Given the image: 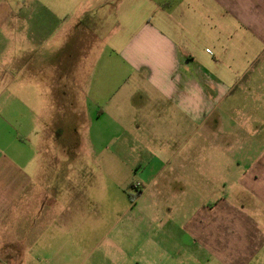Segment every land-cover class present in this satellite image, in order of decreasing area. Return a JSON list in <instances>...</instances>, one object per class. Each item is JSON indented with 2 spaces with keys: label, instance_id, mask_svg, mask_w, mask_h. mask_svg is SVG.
<instances>
[{
  "label": "crops",
  "instance_id": "obj_1",
  "mask_svg": "<svg viewBox=\"0 0 264 264\" xmlns=\"http://www.w3.org/2000/svg\"><path fill=\"white\" fill-rule=\"evenodd\" d=\"M199 144L225 148V185L264 218V0H0V264H229L196 214L171 218L195 209ZM86 151L95 194L135 175L157 203L66 184L53 165ZM221 207L206 222L244 230Z\"/></svg>",
  "mask_w": 264,
  "mask_h": 264
},
{
  "label": "rangeland",
  "instance_id": "obj_2",
  "mask_svg": "<svg viewBox=\"0 0 264 264\" xmlns=\"http://www.w3.org/2000/svg\"><path fill=\"white\" fill-rule=\"evenodd\" d=\"M7 104L10 106L13 105L14 99L13 98H5L4 99ZM56 102V101H55ZM71 126L75 129L82 130L86 126L85 118L78 117L77 114H74L73 122ZM206 131V129L199 130V138L201 135ZM25 134V131H22ZM205 144V143H203ZM27 149H30V144L27 145ZM221 150H225L224 147H216L211 145H201L199 144L198 147V159H197V172H198V191L196 194V199L192 201V204L195 205V209L188 211H175L178 214L175 215L174 211L171 212V218L177 220H185L190 217H194L195 214L197 225L199 226L198 231L204 235L214 233L215 236L213 241L211 242L213 249L217 251L219 254L217 256H224L227 259V263L229 264H243L245 260H242V257L237 256L239 245V250L244 246L246 248L250 247V244L253 249L254 255L250 258V260L246 261V264H264V238H258V233H262L264 235V218L263 217H255L254 211L248 204H245V196L242 194L240 197L237 195V184H233V180H230V184L226 182L225 185V154L221 153ZM44 149L38 147L36 150V154L38 155L37 158L39 160V170H45V163H44V156H43ZM90 151H86V160L84 162L78 163L76 160H70L69 162H63L61 165L54 164L53 170H58L62 176H66L63 180L66 184L74 185L79 182L78 185L80 187L83 186L85 188V192L87 194L85 197L88 198H105V201H117L121 202H148V203H157L159 195L157 193V184L149 188L144 195H141L142 189L139 188L140 185V178L133 175L130 176L124 181H128V185L125 188L119 189L114 187H109V193L106 194H95V192L104 191V189H108V187H104V180L96 178L94 172H98L99 166L97 163L94 162L93 158H90L88 154ZM32 155H34V151H32ZM43 160V161H42ZM124 165L120 164L119 170L121 171ZM84 173V177H77L76 173ZM206 174V175H205ZM211 174V175H210ZM129 176V175H128ZM62 181V179H59ZM121 180V179H119ZM160 180L156 179V183ZM131 184L137 185V187H131ZM110 185V184H107ZM113 185V184H112ZM114 186V185H113ZM249 196V197H248ZM252 202V195H246V203ZM219 206L225 207L232 215L235 212L240 210V212L245 213L247 216L244 220V230L240 226H237V223H233L230 221L229 217L225 215V221L222 222L220 217L218 221H211V218L208 219V223L206 219L208 218L209 212L211 209ZM220 208L221 209L223 208ZM225 210V213L227 211ZM218 210V212H220ZM115 214L112 217L116 216V213L123 214L124 211H113ZM163 211L159 212L162 213ZM167 212V211H166ZM214 212V211H213ZM133 215L138 213V209H134L132 212ZM148 217H157L158 214L157 210H148L145 212ZM216 215V214H215ZM214 215V216H215ZM252 215V216H251ZM169 216V215H167ZM126 217V218H125ZM131 216H124V219L130 218ZM250 217V218H249ZM248 235L249 239L251 240H242ZM217 236V238H216ZM225 236V237H222ZM209 241V240H208ZM250 241V242H249ZM260 243L259 249H254V247L258 246ZM199 247L201 243L199 242ZM201 249V248H199ZM260 250V251H259ZM259 251V252H258ZM216 256V255H215ZM216 258V257H215ZM237 260L233 263L230 261ZM221 261V259H218ZM213 264H219L216 259H213Z\"/></svg>",
  "mask_w": 264,
  "mask_h": 264
}]
</instances>
